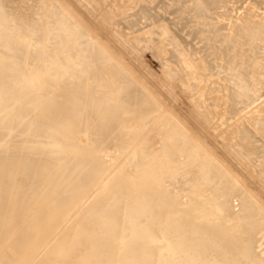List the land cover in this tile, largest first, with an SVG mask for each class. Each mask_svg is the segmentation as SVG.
<instances>
[{
	"label": "bare ground",
	"instance_id": "obj_1",
	"mask_svg": "<svg viewBox=\"0 0 264 264\" xmlns=\"http://www.w3.org/2000/svg\"><path fill=\"white\" fill-rule=\"evenodd\" d=\"M37 1L0 0V264H264V203L214 148L212 154L202 145L198 132L203 140H218L208 128L219 118H210L213 94L240 119L264 88L259 93L253 87L264 75L258 61L243 67L209 63L208 85L193 77V69L203 73L205 65L188 47L193 36L219 33L200 23L217 0L190 1L185 13L193 12L201 27H191L187 38L175 19L162 25L157 15L135 30L127 20L139 0L127 7L120 0H66L69 6L46 0L43 8L37 5L39 14ZM142 2L144 12L151 7L143 4L156 0ZM93 13L101 19H91ZM117 28L124 47L115 39ZM147 34L159 35L151 41L162 44L158 52L166 56L162 73L170 91L177 84L192 97L188 114L171 110L166 98L161 105L163 94L151 95L155 89L128 61L126 53L142 49ZM259 34L256 23L244 21L219 40L222 49L210 41L201 49L208 55L216 49L222 57L252 45ZM255 113L264 116V102ZM260 117L233 129L228 140L234 144L220 145L239 165L257 162L259 185Z\"/></svg>",
	"mask_w": 264,
	"mask_h": 264
},
{
	"label": "rangeland",
	"instance_id": "obj_2",
	"mask_svg": "<svg viewBox=\"0 0 264 264\" xmlns=\"http://www.w3.org/2000/svg\"><path fill=\"white\" fill-rule=\"evenodd\" d=\"M41 1H42V3H41ZM39 0V1H37V2H34V9H36V7H38L39 6V8L40 7H42L43 8V6H44V4H43V2L45 1L46 2V0ZM50 1V0H49ZM53 1V0H52ZM51 1V2H52ZM56 1V0H55ZM55 1H53V2H55ZM61 1H63V2H61ZM64 1H65V3L67 4V2H70L69 0L66 2V0H59L58 2L60 3V4H65L64 3ZM118 2H119V0H117ZM155 1V0H154ZM191 0H163V1H160V0H156V2H153L151 5H148L146 2L143 4V7H151V8H149V9H147L146 11H144V12H142L141 11V8H142V0H139L138 1V3H137V5L136 4H133V10L131 11V16H130V18L127 20L128 22L130 21V22H133V24L135 23L136 24V26L134 27V29L135 30H137V29H140V28H143V27H145L147 24H151V21H153L155 18H153V15H157L159 18H161V22L160 23H162L163 21L165 22V20H166V24L167 23H173V20L174 21H176V24H177V27L180 29V30H183L182 32H180V35L183 37V38H187L186 37V34L187 33H190V31H191V27H197L196 29H198V27H201L200 25H199V22L196 20V15L193 13V12H191L190 10H188L189 12H187V13H185V11H186V9L187 8H190L191 6H192V4H191V2H190ZM39 2V3H38ZM52 2V3H53ZM131 2V0H120V4L122 5V6H129V3ZM32 4H33V2H31ZM79 3H81L80 5L82 6V7H85V2H83V1H79ZM84 5H83V4ZM132 3V2H131ZM141 3V5H139ZM41 4V5H40ZM42 4H43V6H42ZM55 4H57L58 5V3L56 2ZM59 4V5H60ZM69 4V3H68ZM67 4V5H68ZM38 5V6H37ZM138 5H139V7H138ZM69 6V5H68ZM135 6V7H134ZM137 6V7H136ZM165 6H167V7H165ZM64 7H65V5H64ZM67 7V6H66ZM39 8H37V9H39ZM129 8V7H128ZM37 9H36V11H37ZM41 9V8H40ZM62 9H63V6H62ZM65 9V8H64ZM71 7L69 8L68 7V9L66 8V10H65V12L67 13V11H69L68 13H70L71 12ZM40 12L42 11V10H39ZM40 12H38L37 11V13L39 14ZM98 13V12H97ZM96 14V13H95ZM94 13H93V16L91 17V19L93 18V20L96 18V19H101V17H98V15L96 14L95 15ZM96 16V17H95ZM100 16V15H99ZM90 19V18H89ZM147 20H151V21H147ZM92 21V20H91ZM244 21H250V22H252V23H256L258 26H259V28H260V34L259 35H257V37H256V39H255V41H254V43L252 44V45H245V46H243L241 49H238V50H236V51H232V52H226L225 54H224V56H222V57H219L218 56V54H217V52H215V50L216 49H213V50H211V51H209L208 53H210V52H212L213 51V54L211 53V55L209 54H204L203 53V50L201 49V47H203L205 44H208V42L210 41V42H213V44H215V47H220L221 49H222V46H221V42L219 41L220 39H222V37L223 36H226L227 34H229L230 33V29H231V27H232V25H234V24H238V23H241V22H244ZM200 23H208L209 25H212L213 27H216V28H218L219 29V33L217 34V36L216 35H210L211 37L209 38V39H206V36H208L209 34H207V35H204V34H201V35H199V36H193V39L192 40H194L193 41V46L192 45H190V47H188V48H190L191 49V51H192V53L196 56L195 58H196V63L198 64V65H202L200 62H202L203 63V67H204V65H205V67L203 68V71L205 70V72H198L197 71V73L196 72H194V70L195 69H193V74L195 75V76H193V77H195V78H197V80H199V79H201L200 81H202L203 80V82H202V84H209V82L208 81H210V80H212V77H213V75H211L212 73H213V71H212V68H210L209 67V63L211 64L210 66L212 67L213 65H215L214 63H216V64H221L222 62H223V60L225 61L224 63H228L229 64V66H234V65H238V67H243V66H245V63L246 62H248V61H258L257 63H258V66H260L261 67V65H262V67H261V69L260 70H262V68L264 67V0H217V5H215V7H214V9L212 10V11H210L209 12V15H208V18H206V21H200ZM162 25H163V23H162ZM187 25V27H185ZM85 28V27H84ZM88 28V27H87ZM194 28V29H195ZM118 30H114V31H116V34H115V36H118L117 38H115L117 41L119 40V45L122 47V45H123V47H124V41L126 40V39H124V37H122V36H120L121 35V31H120V29L119 28H117ZM89 30V29H88ZM90 31H92V30H90ZM117 31H118V33L120 34H117ZM114 34V33H113ZM155 35V36H154ZM149 36H150V41H151V36H152V38H154V40L156 41V37H158L159 35H156V34H147V36L146 37H148V39L146 38V40H148V43L150 42L149 41ZM122 38V39H121ZM145 40V39H144ZM143 41V45L141 44L140 46H141V48L142 49H139V47L137 48V50H136V52L135 53H133V50H132V52H131V50H129V52H128V50L126 49V47L124 48L125 49V51L126 52H128V53H126L127 55H129L127 58H128V61H130L131 60V66L133 67V70L136 72L137 71V74H139L140 75V77H141V79L144 81V83L148 86V85H150V88L152 89V90H154V91H152L151 89V95H153V96H156V95H154L155 93L156 94H158V93H160V95H162L163 94V96H161L160 98L161 99H159V94L157 95V98L159 99V100H161V102H162V104L161 105H163V101H162V99L164 98H166L165 100H164V103H165V101H166V103H168L167 104V106L169 105V106H171L170 108H171V110L174 108V107H176V108H174L175 110H179L180 111V109H181V113L183 112L184 114H186L187 112H188V109H189V111L191 112L192 110H193V105L191 104L192 103V97L190 96V94L188 93L187 94V92H185L180 86H178L177 84L176 85H172V91H170L171 90V87H170V85L169 84H166L167 83V80H166V78H165V76H164V74L162 73L163 72V63H164V61L161 63V61H162V57H161V55L164 57V58H166V56L164 55V54H162V52H161V54L158 52V48L160 47L161 48V46H162V44H161V46H158L157 45V43L154 41V40H152L151 41V43L153 42V43H156V45L155 44H153L152 43V45H151V43H150V46H149V44L147 43V41ZM158 41H160V39L158 38L157 39ZM123 42V43H122ZM122 44V45H121ZM147 44V45H146ZM158 44H160V43H158ZM146 45V46H145ZM196 45L198 46L197 47V49H199L200 48V51H202V52H200V51H197V53L195 52V48H196ZM144 46H145V48H144ZM149 46V47H148ZM152 46V47H151ZM195 46V47H194ZM212 45H209V47H211ZM149 48V49H148ZM154 48V49H153ZM140 51H139V50ZM154 50V51H153ZM156 52H158V53H156ZM190 52V51H189ZM131 53H132V55H131ZM156 54L157 56L155 57L153 54ZM196 53V54H195ZM199 53V54H198ZM202 55H201V54ZM134 54V55H133ZM137 55V56H136ZM201 56H203L202 58H200ZM207 56H209V57H207ZM131 59H130V58ZM199 57V58H198ZM135 58H137V59H135ZM155 58V59H154ZM198 58V59H197ZM205 58V59H204ZM133 59V60H132ZM138 59H140V60H138ZM200 59H202V60H200ZM204 59V60H203ZM136 60V61H135ZM160 60V61H159ZM200 62H199V61ZM140 61V62H139ZM205 61H207L208 62V64H207V62H205ZM245 61V62H244ZM137 62V63H136ZM205 62V63H204ZM211 62H213V64L211 63ZM261 62V63H260ZM134 63V64H133ZM140 63V64H139ZM160 63H161V65H160ZM256 63V64H257ZM263 63V64H262ZM206 64L208 65V66H206ZM261 64V65H260ZM139 65H140V67H139ZM145 65V66H144ZM136 67V68H135ZM165 68V67H164ZM213 68H214V66H213ZM141 69V70H140ZM208 69V70H207ZM198 70H199V68H198ZM202 70V69H201ZM196 71V70H195ZM262 71H264V69L262 70ZM206 72H208V74H209V76H210V79L209 78H207V76L204 74V73H206ZM200 73H202L203 74V76L201 77V75H200ZM207 74V73H206ZM200 77H199V76ZM162 76V77H161ZM196 76H198V77H196ZM204 76H206L205 78H204ZM203 78V79H202ZM214 78L216 79L217 77L216 76H214ZM213 78V79H214ZM157 79V80H156ZM208 79V81H205V80H207ZM249 79H252V78H249ZM248 79V80H249ZM147 80H148V82H147ZM153 80V81H152ZM158 80H159V82H158ZM259 80V82L260 83H258L257 81V83L255 84V86H254V84H253V87L255 88L256 87V90L260 93V90H261V88H263L264 87V75L262 76V82H261V78L260 79H258ZM151 81V82H150ZM251 81V80H250ZM250 81H248L249 82V84L250 83H255V82H250ZM157 84V88H156V84ZM261 83L263 84V85H261ZM261 86V87H259V85ZM153 85V86H152ZM252 85V84H251ZM161 88V89H160ZM166 88H168V89H166ZM177 88V89H176ZM149 89V88H148ZM161 91H160V90ZM169 90V91H168ZM263 90H264V88L262 89V95H258V100L260 99L259 98V96H261V98L262 99H260V101H258V103H254V104H252V106H254V108H252V106H249V108H252V110L251 109H244V110H242L238 115H239V118L240 119H238V117H236V116H233V115H231V114H228L227 112L229 111V109H225V107H223L224 106V102L222 101V100H216V101H213L214 100V98H216V95H214L213 94V96L214 97H210V96H212V95H210V96H208V97H210L209 98V100H211L210 102L211 103H213V102H215L214 104H213V106L212 107H217V106H219L218 107V109H220V110H222V108H223V110L221 111V113H220V110H218L217 111V113L219 114V115H217V113L215 112L216 111V109L215 108H213V110H215V111H213L212 110V114H210V118H215V117H217V116H219V118L217 117V123L214 121V120H216V119H214V120H210V124H211V122L213 123V124H211V125H209L208 126V128L210 129V132H211V134L212 135H219V136H216L215 138L216 139H218L219 140V143H218V140L216 141L215 139H213L212 140V142H208V140H203L204 138H202V134L204 133L202 130L201 131H198V132H200V136H201V142H202V145L204 146V147H206L208 150H209V152L211 153L212 152V154L214 153L213 152V148H214V150H215V154L214 155H216V156H218V154H219V156H218V158H219V160H220V162H222L223 164L225 163V165H226V167L228 168L229 166V170L236 176L237 174V176L236 177H239V180L242 182V183H244L245 184V186H246V188H249L250 190L252 189V190H255L256 191V193L258 192V198H259V200H261V202L262 203H264V191H263V189H264V184L263 183H261L260 185L258 184V180L260 179V178H258V175L257 174H255L256 172H255V167H256V165H257V162L256 161H253V163L251 164V165H246V163H245V165H244V162L243 163H241V162H239L240 163V165L239 164H237L238 163V159H237V161L235 160L236 158L235 157H232L231 156V158L229 157L230 155L229 154H231V152H230V150L227 148V147H223V146H220L221 145V143H222V141H224L223 143H229V142H231V140L229 141L228 140V138H230L229 136H231L232 135V133L237 129L238 131H240V129L242 128V125L240 126V124H241V122H243L244 123V119H242V121H241V118H242V112H246V114H243V117L245 116V118H246V116H249V117H247L246 119L248 120V122H249V120L250 119H252L253 121L254 120H256V119H259V117L257 116V114L255 113L256 111H257V106H259L261 103H263L264 102V92H263ZM257 91H255V93H257ZM182 92V93H181ZM180 94V95H179ZM182 95V96H181ZM184 95V96H183ZM186 95V96H185ZM169 96H172V97H169ZM177 96V97H176ZM263 96V97H262ZM169 97V98H168ZM174 98H175V100H174ZM177 100V101H176ZM188 100V101H187ZM168 101V102H167ZM190 101H191V103H190ZM218 101H219V103H218ZM160 102V103H161ZM257 102V101H256ZM165 103V104H166ZM179 103V104H178ZM222 103H223V105H222ZM164 104V105H165ZM217 104V105H216ZM219 104V105H218ZM175 105V106H174ZM215 105V106H214ZM166 106V107H167ZM189 106V107H188ZM163 108H165L164 106H162ZM177 107L179 108V109H177ZM211 107V108H212ZM227 107V106H226ZM162 108V109H163ZM168 108V109H167ZM167 108H165V111L166 110H170L169 109V107H167ZM191 108V109H190ZM255 110V112H254V110ZM170 110V111H171ZM226 110V111H225ZM169 111V112H170ZM174 111V110H173ZM172 111V112H173ZM210 111H211V109H210ZM167 112V111H166ZM189 112V113H190ZM216 113V115L215 114H213V113ZM182 113V114H183ZM223 113V114H222ZM225 113H227V114H225ZM248 113H249V115H248ZM254 114V115H252L251 117H250V115L251 114ZM188 114V113H187ZM215 115V116H214ZM220 115H222V117H224V118H222ZM224 115V116H223ZM228 115L230 116V118L228 117ZM240 115H241V117H240ZM256 116V118L254 119V118H252V117H255ZM196 117V119L195 120H198L199 118L197 117V116H195ZM194 117V118H195ZM222 119H221V118ZM237 119H236V118ZM264 116H261L260 118L261 119H264L263 118ZM198 118V119H197ZM232 118V119H231ZM248 118H250V119H248ZM218 119H220V122H219V120ZM227 120L226 122H225V120ZM230 120V121H229ZM199 121V120H198ZM222 121H224V123L222 122ZM238 121L240 122V123H238ZM251 121V120H250ZM216 123V125H215V123ZM228 122H230V123H228ZM246 122V124H244L245 126H248V122L247 121H245ZM220 124H222V125H220ZM226 124H227V126H226ZM228 124H229V127H228ZM238 124V126H235V125H237ZM197 125H199V123H197ZM213 125H215L214 126V128L216 127V126H218V127H216L217 128V131L214 129V128H212V126ZM219 126H220V130H219V133H218V129H219ZM224 126H226V127H224ZM231 126H232V129H231ZM249 126H250V124H249ZM221 127H222V130H221ZM208 129V130H209ZM212 129L214 130V131H212ZM226 129V130H225ZM230 129V130H229ZM233 129H234V131H233ZM208 130H206V131H208ZM232 130V131H231ZM222 131V132H221ZM228 131V132H227ZM230 131V132H229ZM201 132H203V133H201ZM210 132H209V134H210ZM224 132V133H223ZM224 134V138H223V136H221V135H223ZM228 135H227V134ZM199 135V134H198ZM204 135V134H203ZM205 137V136H204ZM223 139H222V138ZM227 137V138H226ZM226 140V141H225ZM215 142H216V145H215ZM213 143H214V145L215 146H213ZM218 144V145H217ZM231 144H234V143H232L231 142ZM230 145V144H229ZM217 146H219L218 148H219V150L220 151H218V148H215V147H217ZM231 146V145H230ZM223 147V148H222ZM233 147V146H232ZM234 147H235V145H234ZM210 148H212V149H210ZM226 148H227V151L225 152V150H226ZM237 148H239V149H241L240 147H237ZM221 149L223 150V151H221ZM219 152H221V153H219ZM228 152V154L225 156V158L223 157L226 153ZM230 152V153H229ZM221 155V156H220ZM223 155V156H222ZM220 157H221V159H220ZM231 159L232 161H233V163H231V162H229V160ZM224 160H226L225 162H224ZM234 161H236V162H234ZM229 165H228V164ZM230 164H232V165H230ZM241 164H242V166H241ZM254 164V165H253ZM256 164V165H255ZM235 165V166H234ZM239 166V167H238ZM247 166H249V167H247ZM251 166H252V168H251ZM235 168V169H234ZM243 168V169H242ZM240 169V170H239ZM252 169V170H251ZM234 170H235V172H234ZM238 170H239V172H241L240 174H239V172H238ZM246 170V171H245ZM254 170V174L252 173V171ZM237 171V172H236ZM244 172V173H243ZM250 175V176H249ZM254 175V176H253ZM257 175V176H256ZM244 177V178H243ZM246 177V178H245ZM252 179H251V178ZM248 178V179H247ZM245 179V180H244ZM250 179V180H249ZM258 179V180H257ZM244 180V181H243ZM249 181V182H248ZM254 181V182H253ZM258 181V182H257ZM252 182V183H251ZM261 182V181H260ZM256 185V186H255ZM259 185V186H258ZM263 185V186H262ZM259 187V188H258ZM257 190H256V189ZM263 188V189H262ZM263 191V192H261V190Z\"/></svg>",
	"mask_w": 264,
	"mask_h": 264
}]
</instances>
